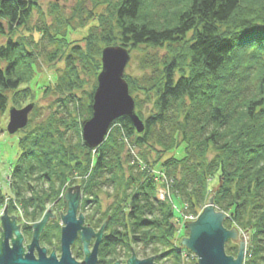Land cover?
<instances>
[{
	"label": "trees",
	"instance_id": "1",
	"mask_svg": "<svg viewBox=\"0 0 264 264\" xmlns=\"http://www.w3.org/2000/svg\"><path fill=\"white\" fill-rule=\"evenodd\" d=\"M92 2L106 6V13L95 19L86 49L66 43L72 18L57 19L54 27H30L35 3L0 2V37L6 35L5 27L10 34L0 45V121L7 93H14L17 106L31 98L28 86L46 48L54 45L48 57L60 55L65 62L56 89L57 106L67 115L59 117L54 110L35 125L31 119L21 132L9 184L15 198L25 203L54 200L70 181L81 179L87 199L99 202L102 192L113 199L106 216L114 238L129 236L131 246L144 255L159 253L179 264L173 204L160 202L158 191L167 187L193 216L214 194L215 208L227 215L224 228L250 235L244 264H264V0ZM24 27L29 37L20 34ZM116 32L127 50L167 47L169 53L141 59L150 74L140 79L125 75L131 94L147 92L150 113L145 118L136 110L145 132L138 135L128 118H120L106 141L91 150L83 143L82 124L93 114L100 44L116 43ZM33 33L41 35L39 43ZM85 75L96 81L83 105L77 93L87 84ZM135 103L140 109L142 102ZM182 145L183 157L162 162ZM4 198L0 193V207ZM238 251L237 246L225 248L233 258Z\"/></svg>",
	"mask_w": 264,
	"mask_h": 264
},
{
	"label": "rangeland",
	"instance_id": "2",
	"mask_svg": "<svg viewBox=\"0 0 264 264\" xmlns=\"http://www.w3.org/2000/svg\"><path fill=\"white\" fill-rule=\"evenodd\" d=\"M25 1H31L35 3L37 6L33 11L32 19L29 24L30 27H43L44 24H47L48 26L53 25L54 27L55 25H58L57 19L59 20L67 19L68 20L72 18V27L67 29L66 39H65L69 48L79 46L83 49H86L87 43H88L87 39L89 37L90 30L95 25L98 24L95 21V19H97V16L106 13V6H96L95 3L92 2V0H60L58 2L53 1V0H25ZM109 1L111 2L110 5L112 6V5H116L121 0H109ZM92 16L94 17L93 19H92ZM79 17H82V19L84 20V23H85L84 27H80L81 19ZM5 28H6V35L3 37H0V45L5 44L7 39L10 37L7 27ZM26 30H27V27L22 28L20 31V34L22 36L29 37L30 34L26 32ZM17 36H19V34H15L14 38L17 39ZM33 36L36 42L41 40V35L39 33H33ZM118 38H119V35L116 32L114 34V37H112V39L116 40L117 42L116 43L112 42L111 45H108L105 41L104 44L102 43L100 44V46L102 45L101 49L103 50L104 48L111 47V46H120V42H118L117 40ZM113 43L116 45H114ZM44 44L46 45V41L44 42ZM95 47L97 46L95 45ZM40 50L43 51L42 46H40ZM52 51H54V45L46 48L44 52L41 53L39 60L36 63L37 65L34 67V77L30 85L28 86L29 98L30 97L31 98L28 101H26V103H21L20 106H17L13 100L14 93H11V92L7 93L9 97V103L6 109V113L1 117V121H0V193H2L5 197L3 206L0 207V225H1V216H4L6 207H7L8 217L11 216L12 211H13L14 212L13 215L16 218L18 217L21 218L19 220L16 219L18 223L20 224L23 223V219L25 217H29L31 222H35V224H39L40 221L43 219L42 217L46 214V212H48V210L51 209L50 205L48 206L46 205V203L48 202L51 203L55 201L62 202L63 200H65L64 196L66 195L68 189L74 188L76 186H80L79 188H80V201L81 202L93 201L94 199L92 197L87 199L88 195L87 193H85V187L82 185V180L77 179L76 181H70L62 189L61 193L57 196V198L54 200H49L46 202L32 201L31 202L32 205H30V207L26 205H23L22 207H20V204L25 203V202H21V200L20 201L17 200L9 186V184L12 182V171H13L12 165L14 164V162L17 160L19 156V145L18 144H19L20 136L22 135L21 132L25 131L29 126V123H28V126L24 130L18 132L15 135H9V133L7 132V126L9 124L10 109L14 107L20 110L29 104H33L34 109L29 116V121L31 119H33L34 121L33 125L43 121L54 110L58 112L59 117H63L67 115L66 109H64L62 106H60L61 108H58L57 106L60 104V103H57L60 94L57 92V89H56V83L65 66L64 57H60V55H58V57L56 56V59L52 60L51 57H48V55H50ZM129 52L131 54V61L126 69L125 75L132 77L134 79H140L144 75H147V73L150 74L149 70L142 69L141 64H140L141 59L144 58V56L147 54L158 55L159 57L162 58L163 56H166L169 53V50L167 49V47L163 49H153L149 46H141L138 49L129 50ZM83 78L85 79L87 84L82 91L77 93V97L80 98L82 100V104L85 105V101L87 100V94L93 91L96 79L89 78L86 75L83 76ZM146 93L147 92L145 91L137 92V94L130 93V95L135 100V102L138 100L142 102L141 108L136 109V110L140 111L143 117L145 118L151 111V104L146 101ZM35 109H37L36 113H35L36 111ZM68 110L70 111L71 108ZM73 115L75 116V114ZM108 135L106 136V139L108 138ZM72 141L76 142V138L73 137ZM184 149H185V146L182 145L180 146V148L174 150L173 152H170L164 155L162 158V162L169 158L183 157ZM162 162L158 164L156 168L157 170L159 169ZM56 189H59V187H55L53 190H56ZM37 190L46 191L48 190V187L44 189L39 187ZM71 194H74V189L71 191ZM213 195L214 194H212L211 196ZM157 198L160 202L169 201L173 204L175 222L177 224V233L175 235V242H176V248L181 252L179 264H197V257H195L194 254L191 253L188 250V248L182 244V240L184 238L189 239L190 237L189 230L186 228L185 223L187 221L196 222L198 217L203 213L204 208L207 207L208 201L206 205L198 211L197 213L198 216H191L190 214L187 215L188 206L183 204L181 199H179L178 197L170 193L167 187L163 186L162 189L158 191ZM112 201L113 199L109 198L105 194V192L99 193V202L102 203V206L104 208L103 210L108 208L112 204ZM215 211L219 212L217 211L216 208H215ZM235 229L238 234V239L228 240V242L225 245V248L228 246L230 247L237 246L239 249L240 247L239 242L241 238L244 237L245 256H247V249H248V245L251 239L250 235L248 232L240 231L237 228ZM231 230H228V231H231ZM128 240L130 241L129 236H128ZM136 249L143 252L139 247H136ZM238 254H239V251H238ZM237 257L235 259H237ZM161 264H173L172 258L169 257L167 259H164Z\"/></svg>",
	"mask_w": 264,
	"mask_h": 264
},
{
	"label": "water",
	"instance_id": "3",
	"mask_svg": "<svg viewBox=\"0 0 264 264\" xmlns=\"http://www.w3.org/2000/svg\"><path fill=\"white\" fill-rule=\"evenodd\" d=\"M8 1L14 0H0V2ZM53 1L58 2L60 0ZM130 61L129 50L122 46H111L102 50L101 70L97 76V87L93 95V114L91 119L82 124L83 143L91 150L97 149L105 142L111 126L120 118H128L138 135L145 132V122L136 112V103L130 95L129 85L125 79V72ZM33 109V104H29L20 110L14 107L10 109L7 126L9 135H15L28 126L29 116ZM79 187L69 188L64 196L65 201L70 202L72 207L65 218V227L62 232L63 256L60 262L56 261L54 255L50 259H46L44 251H40V257L37 261L34 260L31 252L23 258L21 241L15 244L14 249H10L8 240L14 226L7 216L6 207L4 216H1V225L5 229V242L0 251V264H76L71 259L69 249L82 224V219L76 221L75 218L80 201ZM73 189L74 194H71ZM214 199V195L209 198L207 207L204 208L196 222L187 221L185 223L190 237L189 239L184 238L182 244L197 257L198 264H244V237H240L237 259L227 256L225 252V245L228 240H237L238 234L235 228L231 231L224 228L223 222L227 219V215L215 211ZM17 219L21 218L18 217ZM44 225L45 221L35 224V226H39L40 230ZM135 264H151V261L147 260Z\"/></svg>",
	"mask_w": 264,
	"mask_h": 264
},
{
	"label": "flooded vegetation",
	"instance_id": "4",
	"mask_svg": "<svg viewBox=\"0 0 264 264\" xmlns=\"http://www.w3.org/2000/svg\"><path fill=\"white\" fill-rule=\"evenodd\" d=\"M23 205L30 207L32 203H22L20 207ZM46 205H50L51 209L40 221H45L41 230L39 226H35V222H31L29 217H25L23 223H18L12 211L8 218L14 227L8 245L10 249H14L15 244L21 241L23 258L31 252L34 260L37 261L40 251H44L46 259L54 255L56 261L60 262L63 256L62 232L65 227V218L72 204L63 200L48 202ZM108 208L103 210L100 202L79 201L75 218L76 221L82 219V224L70 245L71 259L76 264H135L147 260H150L151 264H161L163 261L161 254L144 255L136 249V246H131L126 238H114L110 234L111 218L105 217ZM4 242L5 229L0 225V251Z\"/></svg>",
	"mask_w": 264,
	"mask_h": 264
},
{
	"label": "built area",
	"instance_id": "5",
	"mask_svg": "<svg viewBox=\"0 0 264 264\" xmlns=\"http://www.w3.org/2000/svg\"><path fill=\"white\" fill-rule=\"evenodd\" d=\"M162 194H164V193H162ZM191 216H193V215H191Z\"/></svg>",
	"mask_w": 264,
	"mask_h": 264
}]
</instances>
